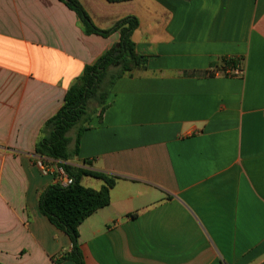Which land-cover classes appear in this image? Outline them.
Returning a JSON list of instances; mask_svg holds the SVG:
<instances>
[{"label":"crops","instance_id":"1","mask_svg":"<svg viewBox=\"0 0 264 264\" xmlns=\"http://www.w3.org/2000/svg\"><path fill=\"white\" fill-rule=\"evenodd\" d=\"M78 1L102 30L137 17L148 59L116 82L70 162L120 178L79 228L85 264H264V0ZM119 41L86 35L60 0H0V264H75L39 209L56 180L37 161L59 162L36 147L85 67ZM229 59L241 76L222 73Z\"/></svg>","mask_w":264,"mask_h":264},{"label":"trees","instance_id":"2","mask_svg":"<svg viewBox=\"0 0 264 264\" xmlns=\"http://www.w3.org/2000/svg\"><path fill=\"white\" fill-rule=\"evenodd\" d=\"M60 1L76 13L86 35L109 37L114 33L120 34L119 43L106 51L97 62L86 66L83 75L67 91L63 106L45 123L43 131L48 136L42 138L36 147L38 156L58 161L59 166L74 178V183L68 187L59 184L49 186L41 195L39 209L55 227L71 239L72 249L63 257L71 259L75 264H85L79 228L87 218L110 205L111 191L120 178L101 171L76 167L70 162L79 155L82 134L89 129L93 116L98 113L99 118H102L109 107V98L116 82L146 70L148 59L137 51L133 40V34L140 25L137 17L126 16L112 28L102 30L94 24L78 0ZM106 1L122 3L129 0ZM238 66L239 60H222V73ZM72 130L76 132V146L71 152L69 146L72 139L69 133ZM84 164L89 165L90 162L85 160ZM86 176L103 181L102 188L95 190L83 186L81 181Z\"/></svg>","mask_w":264,"mask_h":264},{"label":"built area","instance_id":"3","mask_svg":"<svg viewBox=\"0 0 264 264\" xmlns=\"http://www.w3.org/2000/svg\"><path fill=\"white\" fill-rule=\"evenodd\" d=\"M226 75H232V76H241L243 74V71L240 69H227L224 72ZM37 166L41 172L42 175L48 176V175H55V184H59L62 187H68L74 183V178L68 175V173L64 170L62 167H57L55 169H52L48 164H46L44 161L39 159L37 161Z\"/></svg>","mask_w":264,"mask_h":264},{"label":"rangeland","instance_id":"4","mask_svg":"<svg viewBox=\"0 0 264 264\" xmlns=\"http://www.w3.org/2000/svg\"><path fill=\"white\" fill-rule=\"evenodd\" d=\"M92 107H95V104H92ZM70 134L72 136V139L74 140L75 139V132H74V130H72Z\"/></svg>","mask_w":264,"mask_h":264},{"label":"water","instance_id":"5","mask_svg":"<svg viewBox=\"0 0 264 264\" xmlns=\"http://www.w3.org/2000/svg\"><path fill=\"white\" fill-rule=\"evenodd\" d=\"M66 1H68V0H66Z\"/></svg>","mask_w":264,"mask_h":264}]
</instances>
